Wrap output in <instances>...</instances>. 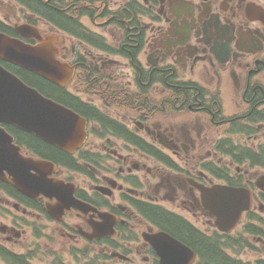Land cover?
<instances>
[{"label": "flooded vegetation", "instance_id": "1", "mask_svg": "<svg viewBox=\"0 0 264 264\" xmlns=\"http://www.w3.org/2000/svg\"><path fill=\"white\" fill-rule=\"evenodd\" d=\"M23 26L53 37L74 69L67 87L52 83L69 97L52 99L86 120V140L67 153L5 127L22 154L56 166L50 178L82 209L57 219L55 198L0 181V264H34L47 221L76 261L78 252L85 264H161L144 236L166 232L195 251L164 227L168 215L212 242L207 202L218 185L247 193L233 234L252 238L264 264V0H0V32L38 44ZM31 137L72 162L42 156Z\"/></svg>", "mask_w": 264, "mask_h": 264}, {"label": "water", "instance_id": "2", "mask_svg": "<svg viewBox=\"0 0 264 264\" xmlns=\"http://www.w3.org/2000/svg\"><path fill=\"white\" fill-rule=\"evenodd\" d=\"M20 34L39 41L37 45L0 33V59L30 71L58 86L65 87L74 69L58 59L59 49L53 37H42L37 29L21 27ZM13 124L31 132L43 141L73 153L86 137V121L72 110L44 97L18 76L0 65V124ZM55 166L43 160L20 154L13 138L0 126V179L12 184L32 198L41 195L56 199L57 219L71 207L82 209V204L69 192L62 181L50 175ZM209 207L217 217V227L230 232L248 208L249 198L240 190L217 187L208 197ZM112 234V233H111ZM162 260V264H192L195 254L186 245L167 233L145 235Z\"/></svg>", "mask_w": 264, "mask_h": 264}, {"label": "trees", "instance_id": "3", "mask_svg": "<svg viewBox=\"0 0 264 264\" xmlns=\"http://www.w3.org/2000/svg\"><path fill=\"white\" fill-rule=\"evenodd\" d=\"M8 70L18 75L21 79H23L27 84L32 87H35L40 92L45 93L51 98L57 97L60 100H65L64 98L69 97L63 89L59 88L58 86L49 83L45 79L41 78L40 76L30 73L28 71L19 69L13 65L8 63L1 62ZM92 112V111H91ZM34 141V148L42 154V156L50 159H64L65 161H71L72 159L66 155L65 153L57 150L56 148L42 142L39 139L31 137ZM164 219L168 220V224H164V227L169 228L170 230L174 231V233H180L182 237L191 244V241H194L198 244V246L193 247L196 252H198L201 256L200 264H241L240 262L232 261L228 255L223 252L224 244L225 246H229L232 243L230 239H227L224 243L217 239L216 241L209 242L207 239L192 229L186 223L175 220L168 215H165ZM186 242V241H185ZM186 242V243H188ZM189 244V245H190ZM234 244L238 245L239 241H234ZM192 245V244H191ZM9 263L13 264V259L9 257ZM93 264H98L96 261ZM100 264V263H99Z\"/></svg>", "mask_w": 264, "mask_h": 264}, {"label": "rangeland", "instance_id": "4", "mask_svg": "<svg viewBox=\"0 0 264 264\" xmlns=\"http://www.w3.org/2000/svg\"><path fill=\"white\" fill-rule=\"evenodd\" d=\"M224 136H227V134H225ZM213 137H218V134H214ZM171 208V207H169ZM0 212H3V209L0 208ZM4 213V212H3ZM8 214H10V212H6ZM14 214V213H13ZM13 214H10L13 218H15V216H13ZM15 215L19 216L20 215L18 213H15ZM186 215V214H185ZM188 217V216H187ZM189 218V217H188ZM191 220V218H189ZM2 222H7L6 220H0ZM36 221V219H35ZM196 224L202 228L203 230H207V232H211L212 230H209L210 228L207 229V227L203 224H198L196 222ZM0 226H1V222H0ZM41 226V230L43 232V234L45 235L44 241L41 243V251H40V255L38 256L37 260L34 262V264H60L59 262H61V260L63 262H65L66 264H85L86 260L82 258V256L76 252L77 257L79 259V261L74 257V254H71L69 247H71L69 245V243L65 240V239H51V233L52 230L55 228L56 225L50 224L49 221L47 222H41L40 223ZM243 234V232H239L238 233V237H240V235ZM0 238H2L1 234H0ZM42 238V239H43ZM246 241L250 242L253 246H254V250L250 249V248H242V249H230L228 250V253L231 255H236L238 260H242L245 262H250L253 264H256L258 258L260 257L259 254L260 252V247L258 245H256L253 241L252 238L248 237V236H244V238ZM28 240H29V236H28ZM26 239H24L25 243L28 241ZM245 240L243 242H245ZM80 247L77 246V248ZM93 250V251H98L99 248L98 247H90L89 250ZM81 258V259H80ZM91 259H98L97 256L95 254H91L90 255ZM64 259V260H63ZM70 260L72 261L70 263ZM57 261V262H56ZM109 264H115L116 262H112L111 260H108ZM88 264H91L90 261H88Z\"/></svg>", "mask_w": 264, "mask_h": 264}]
</instances>
